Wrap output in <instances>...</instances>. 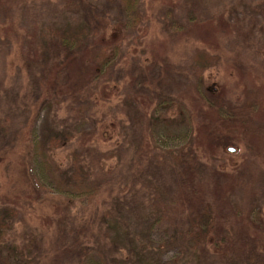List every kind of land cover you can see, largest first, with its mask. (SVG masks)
<instances>
[{
	"label": "rangeland",
	"instance_id": "374dc122",
	"mask_svg": "<svg viewBox=\"0 0 264 264\" xmlns=\"http://www.w3.org/2000/svg\"><path fill=\"white\" fill-rule=\"evenodd\" d=\"M138 1V31L118 37L102 77L72 96L65 74H43L49 60L39 49L42 40H57L46 36L53 28L75 34L70 40H102L106 47L115 40L118 6L0 0L5 242L31 250L34 264H78L79 243L92 247L107 221L119 246L115 252L123 255L121 246L145 229L134 219L173 207L170 195H160L134 210L123 195L129 186L149 191L164 184L188 194H181L171 215L186 218L189 209L182 204L213 207L218 229H228L246 255L227 264H264V0ZM189 12L196 21L186 25ZM199 51L219 56L218 65L199 72L192 63ZM245 103L248 115L232 117L229 110ZM153 124L166 126L170 137L158 139ZM34 150L51 179L54 173L61 183L82 176L94 183L95 195L71 199L51 190L40 169L31 174ZM165 254L158 264H180L172 251ZM148 259L141 261L155 264Z\"/></svg>",
	"mask_w": 264,
	"mask_h": 264
},
{
	"label": "trees",
	"instance_id": "16d2710c",
	"mask_svg": "<svg viewBox=\"0 0 264 264\" xmlns=\"http://www.w3.org/2000/svg\"><path fill=\"white\" fill-rule=\"evenodd\" d=\"M138 2V0H105L106 10H113L114 6L117 5L119 14L114 23L117 28L113 29L112 37L115 40L106 43V47L102 40H78L77 38L70 40L71 37H75V34L71 36L59 30H53V28L49 29L46 36H53L57 40H42V45L39 47L42 54L44 53L45 56H48L49 60V65H46L43 74L48 73L47 78L50 76L60 78L61 74H65L71 83L72 94L70 95L72 96H77L76 94L88 87L92 81L99 80L102 77L103 70L113 60V58L106 56L107 51L111 50L113 56L117 52V45L120 41L117 40L118 37H123L127 29L133 32L138 31L143 20L138 16L140 15L137 9ZM195 19L194 13L189 12L186 15V25L196 21ZM94 29L97 28L94 27ZM101 46L107 50H101ZM218 59L220 58L217 55L211 56L204 51H199L194 55L192 63L195 69L202 72L211 67H216ZM229 111L232 117H245L250 112V105L245 103ZM151 129L155 131L154 135H158L160 140L170 137V130L162 124L159 126L153 124ZM38 159L41 158L35 155L34 150L30 161L32 165L31 174L34 175L33 173L40 169L42 174H44L43 179L50 181L51 190L65 196L67 195L71 199L91 198L95 195L97 188H95L94 183L88 182L82 176L77 175L61 183L59 177L54 173L51 179L48 170L47 173L44 172L43 164ZM90 169H93L92 163L88 166L87 171L90 172ZM160 187H163V189ZM179 194L173 188L164 184L158 185L149 191L147 189L144 190V188L136 190L134 186H129L128 191L123 195V203L130 205L134 210L137 209L138 203L141 204L147 197L156 201L160 195L161 199L170 195L173 199L170 206L173 207L170 209H166V206L164 208L160 207V210L157 209L156 217L145 216L137 219H134V216L130 213L133 209H128L129 216L142 223L145 229L143 228L144 232L142 235H136V240L134 239L131 244L124 245V247L121 246V251H124L123 255L122 252H115L116 247H119L116 244L117 239L116 237L113 238V230L109 228L107 221H105L106 233L103 237L95 236V242L92 247L90 243L85 245L79 243L80 247L77 250L78 264H146L147 261L142 263L141 260L146 258L150 260L152 257L155 264H158V257L171 251L174 253L172 260L180 264H227L231 260L245 259L244 249L234 243V238L231 234H228V229H218L219 220L216 218L213 207L210 204H203L196 209L191 208L189 204H182V208L185 205L189 209L187 217L184 219L169 214L176 206L181 205L182 193ZM182 195L188 197L187 193ZM105 217L115 222V224H120L117 219L111 216ZM3 223L5 222L2 221V225H0V264H34V259L30 257L31 250H19L17 246H8L6 244L7 231L5 232L3 229L5 227ZM131 224H134V221L130 222L129 225ZM223 227L226 228V226ZM153 239H157L156 244L153 243ZM162 251H165V253ZM114 252L117 255L116 258L111 257ZM253 256L254 252L247 257L250 259Z\"/></svg>",
	"mask_w": 264,
	"mask_h": 264
},
{
	"label": "water",
	"instance_id": "95a60500",
	"mask_svg": "<svg viewBox=\"0 0 264 264\" xmlns=\"http://www.w3.org/2000/svg\"><path fill=\"white\" fill-rule=\"evenodd\" d=\"M228 152H233V149L232 148H228Z\"/></svg>",
	"mask_w": 264,
	"mask_h": 264
}]
</instances>
